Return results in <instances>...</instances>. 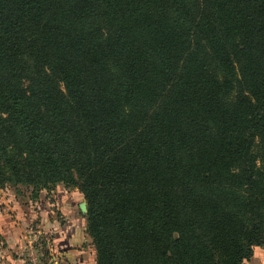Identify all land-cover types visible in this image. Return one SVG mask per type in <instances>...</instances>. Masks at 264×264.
Listing matches in <instances>:
<instances>
[{
	"label": "trees",
	"instance_id": "16d2710c",
	"mask_svg": "<svg viewBox=\"0 0 264 264\" xmlns=\"http://www.w3.org/2000/svg\"><path fill=\"white\" fill-rule=\"evenodd\" d=\"M57 183L95 264L249 259L264 0H0V189Z\"/></svg>",
	"mask_w": 264,
	"mask_h": 264
},
{
	"label": "rangeland",
	"instance_id": "374dc122",
	"mask_svg": "<svg viewBox=\"0 0 264 264\" xmlns=\"http://www.w3.org/2000/svg\"><path fill=\"white\" fill-rule=\"evenodd\" d=\"M82 194L57 183L51 190L32 186L6 185L0 189V222L5 236L17 235V253L11 259L21 264H95V249L86 232ZM0 224V225H1ZM61 237L70 244L60 247ZM2 248L7 245L0 233ZM11 264L0 258V264ZM20 264V263H19Z\"/></svg>",
	"mask_w": 264,
	"mask_h": 264
},
{
	"label": "crops",
	"instance_id": "0c3cea01",
	"mask_svg": "<svg viewBox=\"0 0 264 264\" xmlns=\"http://www.w3.org/2000/svg\"><path fill=\"white\" fill-rule=\"evenodd\" d=\"M1 224V222H0ZM5 231H6V228L1 224L0 225V233L1 235H4V237L6 238V242L7 245L5 246V248H2L0 246V258H3L4 260H6L7 262L11 263V264H21V260L20 259H11L10 255L13 253V254H16L17 252V247H16V243L18 241L17 239V235L16 233L11 237V240L9 237L5 236ZM57 241H59V245L62 249L64 250H70V244L67 243V241H64L63 238L59 237L57 239ZM0 243L3 245V242L0 240ZM71 255L72 254V251L70 252ZM4 261L1 262V264L3 263ZM243 264H264V243L263 245L261 246H258V247H255L254 251H253V255L245 260L243 262Z\"/></svg>",
	"mask_w": 264,
	"mask_h": 264
},
{
	"label": "water",
	"instance_id": "95a60500",
	"mask_svg": "<svg viewBox=\"0 0 264 264\" xmlns=\"http://www.w3.org/2000/svg\"><path fill=\"white\" fill-rule=\"evenodd\" d=\"M82 208H83V211L84 210L86 211V204L85 203H83Z\"/></svg>",
	"mask_w": 264,
	"mask_h": 264
}]
</instances>
